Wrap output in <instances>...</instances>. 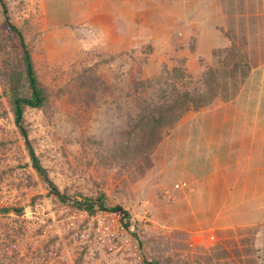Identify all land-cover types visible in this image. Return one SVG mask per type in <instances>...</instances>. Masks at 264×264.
Instances as JSON below:
<instances>
[{
	"label": "rangeland",
	"instance_id": "1",
	"mask_svg": "<svg viewBox=\"0 0 264 264\" xmlns=\"http://www.w3.org/2000/svg\"><path fill=\"white\" fill-rule=\"evenodd\" d=\"M5 1L46 100L25 106L17 122L14 93L31 92L0 3V208L12 207L0 211V264H264V0H180L178 9L177 0H160L161 32L134 29L129 48L108 30L86 41L82 32L52 27L31 0ZM196 3L201 9L193 12ZM208 18L222 33L216 43L198 41L199 34L212 37ZM173 68L182 72L174 81L194 94L207 90L209 70L220 83V69L236 72L237 92L226 99L231 89L219 87L210 103L187 111L145 152L129 139L140 118L134 89ZM213 112L241 115L234 126L252 131L255 141L252 157L240 163L242 175L225 188L226 198L235 190L244 201L227 228H215L203 202L192 201L190 155L178 153L189 151L191 130L204 128ZM21 127L70 199L52 193L37 172ZM85 197H101L104 207L90 212L75 201Z\"/></svg>",
	"mask_w": 264,
	"mask_h": 264
},
{
	"label": "crops",
	"instance_id": "2",
	"mask_svg": "<svg viewBox=\"0 0 264 264\" xmlns=\"http://www.w3.org/2000/svg\"><path fill=\"white\" fill-rule=\"evenodd\" d=\"M31 1L34 8L42 7L44 9L48 25L62 27L70 32H82L84 35H88L86 41H96L101 30H108L114 37L123 36L124 42H128L125 48H129L132 46L134 29L135 33L139 35L156 34L157 32L160 33V28L164 26L163 21L160 22L157 19L160 0ZM177 2L176 9H178L177 5L180 4V0ZM198 8L201 9L196 3L192 11L194 12ZM204 9L212 11V5L208 4ZM176 14L181 17L179 10L176 11ZM175 16L174 13L173 19ZM190 16L191 14H188L185 20H189ZM206 21L212 27L210 35L213 38L199 34L198 41H211L213 39V42L216 43L222 35L217 27L218 23L211 21L210 18ZM180 22L181 18H178L176 25L180 26ZM172 26L175 27L174 21ZM204 112L196 111L194 115L203 118ZM189 114L193 116V113L190 112ZM242 118L241 115H224L213 112L207 119L204 128L191 130L189 141H192L188 145L189 151H186L184 147L178 148V153L188 152L190 155V190L194 191L191 194L192 201L195 203L203 202L205 210L211 212L210 218L215 220V228L230 227L229 223L239 217L238 202H244L236 196L235 190H229V197L227 198L225 192L226 186L235 185L234 181L242 175L240 163L252 157L251 153H253L255 146L252 131L234 126V124L237 125L241 122L240 119ZM244 118L246 117L244 116ZM226 122L233 124L226 128ZM238 126L241 125L238 124ZM248 201H252V199H248ZM257 215L254 216L250 213L248 216L254 219Z\"/></svg>",
	"mask_w": 264,
	"mask_h": 264
},
{
	"label": "trees",
	"instance_id": "3",
	"mask_svg": "<svg viewBox=\"0 0 264 264\" xmlns=\"http://www.w3.org/2000/svg\"><path fill=\"white\" fill-rule=\"evenodd\" d=\"M5 15V25L9 29L11 35L18 42L20 50L23 55L26 76L29 82L31 96H20L14 93L13 103L16 113L17 122H21L22 114L25 106L41 107L45 104L46 96L39 83L38 77L34 71L31 54L27 47L25 37L21 30L10 21L9 9L5 0H0ZM239 63H235V68L239 67ZM250 67V66H249ZM220 76L222 83L217 82L215 78V70L208 71L207 90L194 94L187 89H182L174 81L178 74H182L180 68L167 69L164 75L160 77L148 78L137 83L134 89L133 98L136 100V106L140 109L139 116L135 125L133 126V133L136 131L131 141H137L136 145L143 151L150 152L162 139V133L165 128H168L178 122L184 114L193 109L200 108L210 103L219 93L218 88L226 92L231 89L230 95L227 93L224 98L228 99L233 97L237 92L239 85V77L236 72L227 74L226 69H220ZM248 71L244 72L243 78L247 75ZM213 80L215 83L213 85ZM222 91V92H223ZM22 134L26 140L27 146L30 150L32 161L37 172L43 176L49 183L52 193L57 194L61 200L66 201L71 197L62 193L60 188L49 178L46 168L42 165L39 157L30 142L27 129L21 127ZM102 198L85 197L84 201H77L79 206H86L90 212L95 211V206L99 205L104 207ZM12 207L0 208L2 212H9ZM22 210V209H15ZM112 210H122L121 206L113 207ZM125 212V211H124ZM149 264H161L159 261H148Z\"/></svg>",
	"mask_w": 264,
	"mask_h": 264
},
{
	"label": "built area",
	"instance_id": "4",
	"mask_svg": "<svg viewBox=\"0 0 264 264\" xmlns=\"http://www.w3.org/2000/svg\"><path fill=\"white\" fill-rule=\"evenodd\" d=\"M177 186H180L179 184H177Z\"/></svg>",
	"mask_w": 264,
	"mask_h": 264
}]
</instances>
